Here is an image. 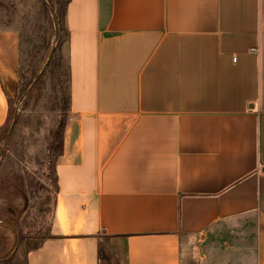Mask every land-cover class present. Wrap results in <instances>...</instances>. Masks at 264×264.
Instances as JSON below:
<instances>
[{
    "label": "crops",
    "instance_id": "obj_1",
    "mask_svg": "<svg viewBox=\"0 0 264 264\" xmlns=\"http://www.w3.org/2000/svg\"><path fill=\"white\" fill-rule=\"evenodd\" d=\"M65 25L51 237L25 264H102L103 243L112 264H200L209 228L249 216L264 264V0H68ZM18 61L0 29V129Z\"/></svg>",
    "mask_w": 264,
    "mask_h": 264
},
{
    "label": "rangeland",
    "instance_id": "obj_2",
    "mask_svg": "<svg viewBox=\"0 0 264 264\" xmlns=\"http://www.w3.org/2000/svg\"><path fill=\"white\" fill-rule=\"evenodd\" d=\"M43 2L50 6L48 0H0V29H14L19 38L16 87L8 100L5 128L9 129L14 117L15 124L5 144L7 132L0 131V261L12 259V264H25L27 250L42 243L48 234L57 191L54 166L64 131L58 122L67 108V34L63 28L58 42L53 19ZM52 48L56 55L54 71L45 67L44 75L32 84ZM34 60L39 71L30 73L28 62ZM24 73L27 79L33 75V80L23 89ZM65 118L68 122V111ZM252 220L249 216L221 221L209 228L196 243L199 254L204 255L200 264H254ZM20 232L25 237L22 241ZM101 249V263L106 264L103 259L110 255L112 264L115 257L111 251L104 243Z\"/></svg>",
    "mask_w": 264,
    "mask_h": 264
},
{
    "label": "trees",
    "instance_id": "obj_3",
    "mask_svg": "<svg viewBox=\"0 0 264 264\" xmlns=\"http://www.w3.org/2000/svg\"><path fill=\"white\" fill-rule=\"evenodd\" d=\"M48 1L50 3L51 9L53 11V14H54V17H55V20H56V23H57V30H58L57 33H58V42H59V39H60V36H61L60 33H61L62 29L64 28L65 31H66V34L68 33L66 25H65L66 3H67L68 0H65L64 4H62V0H48ZM43 6H44V9L46 10V12L49 14V16L52 17L51 11L48 9V7L46 6L45 2H43ZM31 50H33V48H31ZM55 59H56V55H55V52H53V55H52L50 61L46 65V70L47 71H54V68L56 66V60ZM36 65H37L36 60L29 61L28 62V66H27V70L30 73L38 72L39 69L36 68ZM20 71H21V69L19 68V72ZM20 73H22V72H20ZM43 75H44V72L42 71L39 76L42 77ZM67 75H68V77H67L68 90H67L66 100L64 101V102H66L67 108L64 110V112L61 113L60 120L58 122V125H59L60 129H63L65 127V125L67 123L66 118H65L66 111L69 112V109H70L69 67H68ZM21 78H22V76H21ZM32 80H33V75H32V77L27 79V77L25 76V73H24L23 81L24 82L26 81V82L23 84L24 87H22V88L24 89L27 86H29V84L32 82ZM35 83H37V80L35 81ZM1 130H4V134H5L7 132V130H8V126H6V128H5V124H4L1 127L0 131ZM49 150L50 151L52 150V145L51 144L49 145ZM56 186H57V191H58V185H56ZM57 191H56V193H57ZM49 230H50V226H49ZM49 230H48V234H46L43 237V239L51 237V234L49 233ZM20 233H21L20 240L22 241V240H24L25 237L22 234V232H20ZM39 245H37V246H39ZM37 246H35V247H37ZM100 254H102V249L99 247V255ZM0 264H12V259H7V260L4 259V260L0 261Z\"/></svg>",
    "mask_w": 264,
    "mask_h": 264
},
{
    "label": "water",
    "instance_id": "obj_4",
    "mask_svg": "<svg viewBox=\"0 0 264 264\" xmlns=\"http://www.w3.org/2000/svg\"><path fill=\"white\" fill-rule=\"evenodd\" d=\"M47 6L49 7V9H50V11H51V14H52V19H53V24H54V31H55V38H57V31H58V30H57V23H56V20H55V17H54L53 11H52V9L50 8V6H49L48 3H47ZM53 52H54V48L51 49V51H50V53H49V56H48V58L46 59V61H45L44 65H43L41 71L36 75V77L34 78L32 84L35 83V81L37 80V78L39 77V75L41 74V72H42V71L44 70V68L46 67L47 63L49 62V60L51 59V57H52V55H53ZM14 124H15V117L13 118V120H12V122H11V124H10V127H9V129H8V131H7V134H6V136H5L4 144L6 143L7 138H8V136H9L10 131H11L12 127L14 126ZM0 154H1V152H0Z\"/></svg>",
    "mask_w": 264,
    "mask_h": 264
},
{
    "label": "bare ground",
    "instance_id": "obj_5",
    "mask_svg": "<svg viewBox=\"0 0 264 264\" xmlns=\"http://www.w3.org/2000/svg\"><path fill=\"white\" fill-rule=\"evenodd\" d=\"M61 198V197H60ZM58 218L62 221V222H65V216H64V210H63V206H62V203L59 202V205H58Z\"/></svg>",
    "mask_w": 264,
    "mask_h": 264
},
{
    "label": "built area",
    "instance_id": "obj_6",
    "mask_svg": "<svg viewBox=\"0 0 264 264\" xmlns=\"http://www.w3.org/2000/svg\"><path fill=\"white\" fill-rule=\"evenodd\" d=\"M69 119H70V117H69Z\"/></svg>",
    "mask_w": 264,
    "mask_h": 264
}]
</instances>
